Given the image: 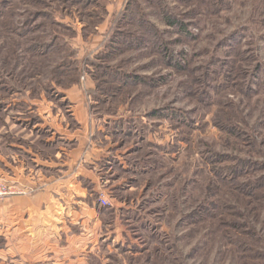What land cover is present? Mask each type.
Masks as SVG:
<instances>
[{
    "label": "rangeland",
    "instance_id": "1",
    "mask_svg": "<svg viewBox=\"0 0 264 264\" xmlns=\"http://www.w3.org/2000/svg\"><path fill=\"white\" fill-rule=\"evenodd\" d=\"M70 177L89 264H264V0H0V247Z\"/></svg>",
    "mask_w": 264,
    "mask_h": 264
},
{
    "label": "crops",
    "instance_id": "2",
    "mask_svg": "<svg viewBox=\"0 0 264 264\" xmlns=\"http://www.w3.org/2000/svg\"><path fill=\"white\" fill-rule=\"evenodd\" d=\"M69 175L74 172L70 171ZM80 177L95 185L99 183L96 167L84 170ZM47 180L50 184L46 185V190L50 192L55 181ZM68 184L73 198L65 201L36 198V201L7 202L12 221L4 235L5 244L0 247V264H89V256L99 253L97 244L103 225L96 203L84 201L78 192L83 189L75 177L68 178ZM31 217L37 222L34 226L29 221ZM14 222L15 227L11 226Z\"/></svg>",
    "mask_w": 264,
    "mask_h": 264
},
{
    "label": "built area",
    "instance_id": "3",
    "mask_svg": "<svg viewBox=\"0 0 264 264\" xmlns=\"http://www.w3.org/2000/svg\"><path fill=\"white\" fill-rule=\"evenodd\" d=\"M99 203H100V205L103 206V207L109 205L108 201H107V200L105 199V197H103V196L99 199Z\"/></svg>",
    "mask_w": 264,
    "mask_h": 264
},
{
    "label": "trees",
    "instance_id": "4",
    "mask_svg": "<svg viewBox=\"0 0 264 264\" xmlns=\"http://www.w3.org/2000/svg\"><path fill=\"white\" fill-rule=\"evenodd\" d=\"M86 4V3H85ZM50 47V45H42V48L44 49V52L48 50V48ZM119 73H115L114 76H117ZM123 76V75H122ZM126 79L128 77H125ZM122 80H124V78H121ZM142 81V79H141ZM125 82V81H124Z\"/></svg>",
    "mask_w": 264,
    "mask_h": 264
}]
</instances>
